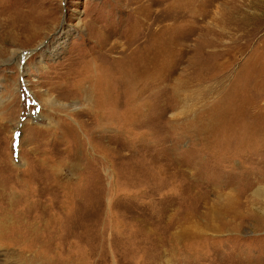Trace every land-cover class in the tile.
I'll return each instance as SVG.
<instances>
[{"label":"rangeland","instance_id":"obj_1","mask_svg":"<svg viewBox=\"0 0 264 264\" xmlns=\"http://www.w3.org/2000/svg\"><path fill=\"white\" fill-rule=\"evenodd\" d=\"M141 2L0 0V264H264V0ZM158 7L140 113L81 131L39 104L85 105L51 89L93 46L84 22L136 34Z\"/></svg>","mask_w":264,"mask_h":264},{"label":"bare ground","instance_id":"obj_2","mask_svg":"<svg viewBox=\"0 0 264 264\" xmlns=\"http://www.w3.org/2000/svg\"><path fill=\"white\" fill-rule=\"evenodd\" d=\"M157 3H155L156 6L158 5ZM147 7L151 9V6ZM162 23L163 19L160 15L159 7L152 11V15H146V18L135 22L138 27L136 34L118 35V33L111 35L104 32L101 26H97L95 19L84 22L82 28L87 32L84 34L86 38L80 37L81 35L78 37L83 41H91L93 46L87 52L80 54L81 63L79 65H76L75 59H69L67 64L69 73L64 82L69 81L62 88L64 89L66 85L69 86L70 83H73L70 86L79 89L77 95L84 100L85 105L79 110L75 106H73V109L70 107L69 111L67 110V105L58 101L57 103L56 98L44 99L42 97L38 98L39 100L37 99L39 104L44 103L53 109H60L65 113V117L70 118V123L73 122L78 125L81 131L83 127L86 128L87 125H90L87 121H79L82 114L102 115L104 117L103 122L108 123L111 116H117L120 113V115H129L133 112H139L137 111L138 108H144V106L148 105L149 97L153 98L158 95L157 90L152 91L150 95H145L147 91L145 81L154 79L155 85H159L161 72L158 66L163 33ZM24 28L29 29L28 26ZM63 34V30H61L58 35L60 37ZM34 51H30V53ZM30 53L21 50L16 59L17 69L22 64L20 67L21 74L26 72L24 64L30 59ZM76 77H78L77 80ZM60 85L62 84L58 83V85L55 84L51 88L52 90H57L59 101L61 99L67 102L71 101L69 98L74 93L65 89L62 91L58 87ZM102 116H97V119H102ZM57 119L63 120L62 123L58 122L59 127L62 129L66 128L64 123L66 119L62 117H57ZM71 130L75 131V128L72 126ZM102 154L107 156L104 150ZM263 193L260 190L256 191V194L259 195Z\"/></svg>","mask_w":264,"mask_h":264}]
</instances>
